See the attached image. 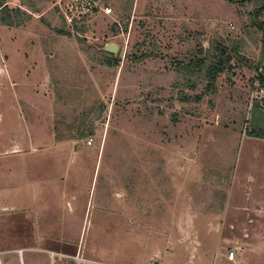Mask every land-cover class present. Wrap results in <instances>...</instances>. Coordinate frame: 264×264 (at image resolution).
I'll return each mask as SVG.
<instances>
[{
  "label": "rangeland",
  "instance_id": "1",
  "mask_svg": "<svg viewBox=\"0 0 264 264\" xmlns=\"http://www.w3.org/2000/svg\"><path fill=\"white\" fill-rule=\"evenodd\" d=\"M97 1L81 33L57 0H6L22 22L0 24L2 263L264 264L252 6ZM213 43L233 68L208 88L186 67Z\"/></svg>",
  "mask_w": 264,
  "mask_h": 264
},
{
  "label": "trees",
  "instance_id": "2",
  "mask_svg": "<svg viewBox=\"0 0 264 264\" xmlns=\"http://www.w3.org/2000/svg\"><path fill=\"white\" fill-rule=\"evenodd\" d=\"M229 3L240 2L242 5H250L252 6L251 11L249 12V16L252 19L251 26H253L258 33L261 34L260 38V46H261V57L264 58V21L260 18L264 14V0H225ZM21 13L18 8L10 9L6 4V0H0V24L11 28L18 27L21 25ZM79 32H83L82 27H77L74 25L73 27ZM78 28V29H77ZM62 35H66V33L60 32ZM212 52H217L216 53ZM206 54H202L200 52V57H197L190 61L189 65L186 67L189 74H196L198 77L204 78L208 81V88L212 87L217 80V77L221 74L228 73L232 70V57L227 53L226 48L221 47L213 43L210 45L209 49L205 52ZM103 56V63L108 67H116L118 66L119 59L114 57L112 54L101 51ZM233 54L236 56L238 52L233 51ZM239 61L245 62L242 58H239ZM262 62V61H261ZM261 62L257 65L256 71L257 80L261 87L264 88V65H261ZM249 125V131L247 132V137L255 138L259 140H264V99L260 101H254L249 113V119L247 121ZM85 131L80 133L81 137H84Z\"/></svg>",
  "mask_w": 264,
  "mask_h": 264
},
{
  "label": "built area",
  "instance_id": "3",
  "mask_svg": "<svg viewBox=\"0 0 264 264\" xmlns=\"http://www.w3.org/2000/svg\"><path fill=\"white\" fill-rule=\"evenodd\" d=\"M97 0H57L58 9L61 12L62 20L65 25H80L82 21H86L99 10ZM102 13L104 16H110L112 14L111 8H103ZM260 94L264 93V88L259 85ZM234 254L230 253V258ZM0 264L2 260L0 258Z\"/></svg>",
  "mask_w": 264,
  "mask_h": 264
},
{
  "label": "water",
  "instance_id": "4",
  "mask_svg": "<svg viewBox=\"0 0 264 264\" xmlns=\"http://www.w3.org/2000/svg\"><path fill=\"white\" fill-rule=\"evenodd\" d=\"M104 51H106L110 54H115L117 52V48L113 45H107V46H105Z\"/></svg>",
  "mask_w": 264,
  "mask_h": 264
}]
</instances>
